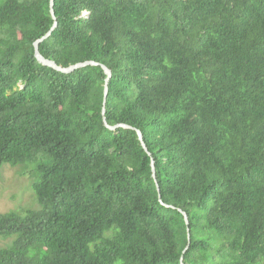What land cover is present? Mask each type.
I'll use <instances>...</instances> for the list:
<instances>
[{"label": "trees", "instance_id": "obj_1", "mask_svg": "<svg viewBox=\"0 0 264 264\" xmlns=\"http://www.w3.org/2000/svg\"><path fill=\"white\" fill-rule=\"evenodd\" d=\"M53 12L39 53L104 65L106 123L150 156L104 127L99 66L34 59L48 0H0V167L32 164L40 205L0 214V264H264V0Z\"/></svg>", "mask_w": 264, "mask_h": 264}, {"label": "rangeland", "instance_id": "obj_2", "mask_svg": "<svg viewBox=\"0 0 264 264\" xmlns=\"http://www.w3.org/2000/svg\"><path fill=\"white\" fill-rule=\"evenodd\" d=\"M35 177L32 164H3L0 167V214L10 211L21 214L26 210L40 209L31 189ZM15 239L16 235L0 238V250L9 248Z\"/></svg>", "mask_w": 264, "mask_h": 264}, {"label": "water", "instance_id": "obj_3", "mask_svg": "<svg viewBox=\"0 0 264 264\" xmlns=\"http://www.w3.org/2000/svg\"><path fill=\"white\" fill-rule=\"evenodd\" d=\"M53 4H54V0H48V10H49V14H50V17H51V20H52V25L50 26L49 30L43 36H41L39 39L35 40L33 42V44H32L34 59L39 64H41L42 66L51 68L54 71L59 72V73H63V74H68V73H70V72H72V71H74L76 69H79V68H82V67H85V66H99L102 69V71H103V73L105 75V81H104V86H103L102 109H101V116H102V122L104 124V127L107 128L110 131H114V130H116L118 128L133 129L135 131L136 135H137L138 141L140 142V145H141L142 149L147 153L148 156H150V154L148 153V151L146 149V146H145V144L143 142L142 134H141V132L139 130L134 129V128H132V127H130L128 125H125V124H116V125L110 126V125H108L106 123L105 118H104V107L103 106H104L105 99H106V94H107V82H108L111 74H110V71L104 65L95 63L93 61H84V62H80V63H76V64H73V65H70L68 67H61V66L57 65L54 61L43 57L39 53V50H38L39 44L42 43L44 40H46L51 35V33L53 32V30L55 29V27L57 25L56 18H55L54 12H53ZM150 166H151V176H152V179L154 180V182L156 184L154 166H153V161L152 160H151ZM156 190H157V193H158L159 203L161 205H163V203L160 200L159 187H158L157 184H156ZM164 206L167 207V205H164ZM178 211L181 213L185 225L188 226V219H187L186 214L183 211H181L180 209H178ZM186 232H187V243H186V246H185L183 252L188 248L189 242H190V236H189L188 228L186 229ZM180 264H182V258H180Z\"/></svg>", "mask_w": 264, "mask_h": 264}]
</instances>
